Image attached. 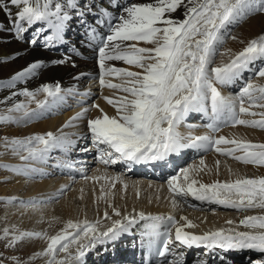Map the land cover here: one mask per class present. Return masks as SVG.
I'll use <instances>...</instances> for the list:
<instances>
[{"label":"snow or ice","instance_id":"snow-or-ice-1","mask_svg":"<svg viewBox=\"0 0 264 264\" xmlns=\"http://www.w3.org/2000/svg\"><path fill=\"white\" fill-rule=\"evenodd\" d=\"M0 13L3 15L0 34H7L30 47L39 44L44 50L63 46L66 31L70 30L73 21L79 23L86 29L88 42L96 46L100 86L121 93L116 98L105 97L116 110V116L110 117L100 109L99 117L86 119L89 108H83L70 118L64 128L76 127L78 121L86 120L87 132L84 136L77 135L75 140L62 129L59 135L47 132L23 139L5 138L3 147L18 157L22 165L0 164V169L29 179L34 175H44L42 169L34 167L35 164H48L51 154L57 150L68 157L76 150L77 142L85 139L91 140L98 161L106 166L122 163L131 168L133 165L164 162L189 148L214 149L220 155L245 165L264 166V144L223 136L214 138V135L185 136L178 130L191 113H199L206 118L209 121L206 127L212 134L218 132L221 125L264 130V86L249 82L236 97L225 96L221 91V88L240 81L258 61H264V35L252 39L228 63L210 67L229 29L250 15L264 14V0H148L128 4H123L122 0H0ZM101 28H106L107 32L102 33ZM29 32L33 34L26 38ZM140 43L152 47H140ZM75 55H80L78 50ZM7 59H0V63L7 62ZM70 61L72 57L69 56L51 63L63 65ZM109 61H122L140 71L113 67ZM44 67V61H34L6 82L0 81V89H16L18 84L35 78ZM255 75L264 78V67L259 68ZM105 77H114L121 82L112 83ZM66 91L69 95L73 93L72 89ZM64 92L59 82L42 84L35 90L25 87L12 91L0 103L20 95L29 103L13 102L6 108V114H0V125L27 124L44 118L66 103ZM40 94L46 98L37 100ZM32 102H35L37 110H30ZM92 107L99 109L98 104ZM17 113L20 115H14ZM245 115L261 118H241ZM222 145L231 147L222 148ZM79 150L86 152L89 148ZM204 164L201 159L200 165ZM216 164L218 170L219 161ZM54 166L72 169L75 164L65 159L57 161ZM202 170L181 169L178 175L168 180L169 192L174 197L191 196L201 202L237 211L264 209V177L205 184L192 176L193 172ZM119 181L120 177H115L112 186ZM124 188H127L126 184ZM105 195L102 187L100 199H105ZM3 202L18 203L21 207L43 203L37 200L17 201L14 197ZM172 203L174 207L178 206L176 199ZM108 206L112 207L113 215L122 216L114 205ZM103 219H111L107 211ZM180 220L184 221L182 225L171 215L165 218L133 210L103 231L100 230V219L95 222L68 220L63 229L52 236L5 227L0 230V240L6 241V248H15L26 240H45L47 247L36 253L34 258L46 257V264H69V261L86 264L85 257L89 251L98 246L115 245L123 237L134 235L132 230L139 225L137 231L145 242L149 258L173 255L174 258L165 259L164 264H186L184 254L176 255L170 247L172 245L187 249L203 248L202 255L208 259L198 264H216L217 260L220 264H232L224 255L228 252L256 253L259 254L256 258L248 257V264H264V215L246 216L236 228L202 235L185 231L197 225L186 217ZM227 223L231 225L233 221ZM241 227L245 230H238ZM216 250H220L219 255H216ZM61 254H64L63 258H60ZM149 258L144 264H151ZM0 264H3L2 258ZM12 264L23 262L13 257Z\"/></svg>","mask_w":264,"mask_h":264},{"label":"bare ground","instance_id":"bare-ground-1","mask_svg":"<svg viewBox=\"0 0 264 264\" xmlns=\"http://www.w3.org/2000/svg\"><path fill=\"white\" fill-rule=\"evenodd\" d=\"M134 1L136 3L148 2V0ZM176 15H179V13H177ZM180 18L182 19L183 17L181 16ZM0 19H3L2 13H0ZM251 22L253 23H250L247 30L248 33L246 34L245 30V33L243 32L241 35V39H244L242 41L244 45H246V47L252 39L258 38L259 34L263 33L264 35V16L253 19ZM37 27H39V25H37ZM81 28L82 26L79 23L73 21L70 30L66 31V40L72 42L73 36L80 37ZM256 29L257 31L255 32ZM32 34V32H29L26 38H30ZM142 45L146 47H152L143 43ZM241 48L242 47L240 46L239 50H243V48ZM239 50L230 51V53L239 52ZM68 54L70 55V57H72V61L63 65H53L51 63L53 60H59L65 57H69ZM4 57H7L8 59L7 62L0 63V81L3 82H6L12 75L26 68L30 63L34 61H44L46 67L40 70L35 78L28 80L26 83L18 84L16 89H0V101H3L5 97L11 94L12 91H20L25 87L30 90H35L42 84L54 85L59 82L61 88L64 89L65 92H67L66 90L68 89L73 90L72 94L75 95V105L73 107H75V110L67 113V107H64L62 105L58 109L53 110V112H56V114H53L52 117L61 116L59 118L51 119L52 117L47 115L45 117L46 119L50 118L49 120H34L32 122H29L33 123L31 125L29 123L0 125V164H7L10 166L22 165V161L18 157L14 156L10 150L6 151L3 147V140L5 138L9 140L13 138L23 139L31 135L45 134L47 132H53L59 135L61 129L65 134H68L74 140L77 138V135H85V133L87 132V128L86 124H84V121L77 122L76 128L80 129V134L72 133L71 129L64 128L63 126L68 122L70 118L82 111L83 108L81 106L85 104V101L88 99L85 97V95L80 96V94H82L80 90H82L86 84L84 83V79L86 77L83 75L76 80H72L71 76H75L77 73L82 71L97 73L98 67L96 65L85 64L81 60H78L75 54L72 53V51L66 45L57 46L56 48L50 50H44L42 47H40L39 44L36 47H30L28 44L25 45L24 43H19L13 40L7 34H0V59H3ZM232 57H234V55H231V58ZM221 59L222 58H219L218 60L221 61ZM217 62L218 61H216L215 63L217 65H215V67H218L219 64L223 63L222 61V63L219 64ZM73 63L75 64V69L72 68L73 66L71 67ZM108 63L111 66H118L121 68L125 67V69L131 68L127 64H124L122 61H109ZM259 63L261 64L262 61H258L256 63V67L259 66ZM256 67H253V69H255ZM254 84L258 86H261L262 84L264 85V78H258ZM236 88L237 87L235 83L232 86L221 88V91L225 96L236 97V95H234ZM101 89L104 93L108 92L106 96H109V91L106 87H101ZM45 98L46 97L44 94H40L37 97V100H44ZM13 102L29 103L24 96H16L12 100H7L6 103H0V114H6V108L10 107ZM31 107H33L31 110H36L35 102L29 104V108ZM100 109H103V112L107 113V115H109L110 117L116 116V110L103 101L99 106V109L94 108L93 112L91 113L90 119H93L95 115L96 117H99V115L101 114ZM252 110L257 112L261 111V109ZM14 115L19 116L20 114L17 113ZM203 118L204 117L199 113L189 114L186 120L179 127V132L185 136L191 134H193V136L214 135L209 132L208 128L205 126V124H203V122H200V120H202ZM241 118H249V120H259L261 117H252L245 115ZM217 133H219V135L215 138L223 136L227 139L235 138L242 139L253 144H264V130L257 128H242L240 125L235 127L231 125H221L220 130ZM90 142V139L79 140L77 142L76 150L72 151L68 155V157H65L64 154L59 152L58 150L54 151L53 153L59 154H56L54 156V154L52 153V159H50L49 161L50 163L52 160H55L57 162L63 161L65 159H70L72 162H74L78 170L82 169V171L84 172H91L86 181H80L73 176L65 174V171H63L62 167H55V175H57L58 177L52 180L50 176L51 172L49 163L46 165L35 164L34 167L42 169L44 175H34L30 179L7 171L5 175L9 176L8 178L11 179V182L7 187H3L0 190V194H3L2 196L4 198L7 197L6 199H9L14 197L17 201L28 202L31 200H37L43 202L35 207H21L18 203L7 204L6 209L4 208L5 210L1 215V219L10 217V220H7V222H9L7 224L8 227H15L19 229V227L25 225L26 222L34 223V221L37 220L41 221L42 223L46 221L49 223V228H52L53 226L52 230L46 231L50 236H52L57 233V230H62L68 220L83 221L87 219L89 222H95L97 219H100V230L103 231L106 230L107 227H110L113 221L121 219L124 215L133 213V210H135V213H150V215L152 214L153 216L163 213L166 214L168 212L176 213L173 209L174 206L172 200L170 201L172 195L169 192L167 182H158L148 179L131 180V178H129V180H126L118 174H114L113 171L109 170L115 168L116 165L106 166L101 164L106 168L101 167L94 170L91 166V163L97 161L98 159H96V157L89 158L86 155L91 153L92 148H89V151L86 152L79 150L80 148L84 147L88 148V144ZM189 149H185L184 151H182V153H185ZM212 151L216 153V151ZM198 153H202L203 155H206V157H198V159H192V163H185L181 166L179 171L184 168H203L202 171L192 173L193 178L197 179L201 183L212 184L217 181L231 182L237 178L264 177V166H253L251 164L245 165L230 157L220 155L219 153H217L216 155H207L200 150L198 151ZM241 154L242 153L238 155ZM175 156H177L178 159L169 164L168 167L170 169L181 162H179V158H181L182 155L178 154ZM201 159H203L205 162L203 166L200 165ZM217 161H219L218 170L216 164ZM60 175H63L64 177H60ZM117 176L120 177V181L115 182L113 187L112 184L114 182V178ZM105 177H107V179H105ZM125 184L127 185L126 189L124 188ZM102 187L104 189V193L106 194L105 199H100ZM67 189H69L68 193L65 192ZM59 193H64L62 197L65 198L64 200L58 202L57 199L61 197L58 196ZM137 193L139 195H137ZM176 199L178 203L181 204V206L179 207V217H186L188 221H191L193 224L197 225V227L194 228L195 231L193 230L194 232H211L220 229L227 230L229 228H236L237 225H239V222L246 216L264 215V209L256 208L246 211H237L235 209L226 208L221 205L210 203H206V205L211 206V212L206 211V209L189 210L190 208L184 207L186 206L184 204L185 198L176 197ZM108 204L114 205L115 208L121 212L122 216L117 217L113 215V209L112 207H109ZM223 210H231L232 212H224ZM105 211H107L108 215L111 217L110 220L103 219ZM18 215H24V217L22 218L24 220H16V216ZM229 220L233 221V224L229 225L227 223V221ZM24 221L26 222L24 223ZM183 223L184 221L181 220L180 224L182 225ZM138 227L139 226H137V228ZM185 230L191 229L186 228ZM238 230L244 231L245 229L241 227ZM35 232H37V230ZM39 232L42 231L40 230ZM39 245H47V242L40 239L37 246L40 249L45 248L44 246ZM104 248V246H98L95 250L89 251L85 257L86 264H113L108 261V259L102 258L105 255ZM186 250L187 249L184 248V251ZM40 252L42 251L37 249V253ZM72 252H75V246H73ZM219 254L220 250H216V255ZM224 255L228 257L231 262L234 261V264H243L241 263V261H245L246 259L248 260V257L250 256L256 258L259 254L251 252H240L239 254L238 252H228L224 253ZM63 256L64 254H61L60 258H63ZM42 258L44 260H47L46 257ZM205 259H208V257L204 258L203 260ZM38 260L40 261V258H38ZM184 260L186 264H190L194 259L193 257H186L184 258ZM198 262L195 264H198ZM40 264H46V261ZM69 264H73V262L69 261ZM216 264H220V261L217 260Z\"/></svg>","mask_w":264,"mask_h":264},{"label":"rangeland","instance_id":"rangeland-1","mask_svg":"<svg viewBox=\"0 0 264 264\" xmlns=\"http://www.w3.org/2000/svg\"><path fill=\"white\" fill-rule=\"evenodd\" d=\"M135 2V1H134ZM261 16H264V14H260V13H257V14H253V15H250L249 17H247L246 19H244L243 21H241L240 23H241V26L235 31V29L233 30V32L231 33V35H230V37H228L227 39L225 38V41H224V48H222L221 50H220V48H218V52L220 53V54H218V55H216L215 57H214V61H215V63H216V61H218L217 63L219 64V63H222V64H226V63H228L229 61H230V59H231V55H236V54H238L240 51H242V50H239L240 49V46L244 49L245 47H246V45H244V43H243V41L242 40H244L243 38L241 39V35H242V33L244 32L245 33V30H246V34L248 33L247 32V30H248V27H249V25H250V23H253V22H251L253 19H256V18H258V17H261ZM247 27V28H246ZM244 28V29H243ZM240 30V31H239ZM257 31V29L255 30V32ZM230 33V31L228 32V34ZM260 35H263V33H261V34H259V36ZM233 37H234V39H233ZM226 40H227V43H226ZM25 45H27L26 43H24ZM139 46H140V44H139ZM151 46V45H150ZM223 46V45H222ZM241 48V49H242ZM237 51V50H239V52H235V53H230V51ZM229 51V52H228ZM229 58H227V57ZM217 58V59H216ZM219 58H222L221 59V61L220 60H218ZM214 61H213V63H214ZM227 61V62H226ZM222 64H219V66H222ZM216 65V64H215ZM257 65V64H256ZM256 65L254 66V67H256ZM217 66V65H216ZM71 67H72V65H71ZM211 67H213L214 68V65L212 64L211 65ZM261 67H264V61H262V63L260 64L259 63V66L258 67H256L252 72H245L244 73V75H243V80L241 81V83L239 84V86H237V87H239V88H242L243 87V85H246L247 83H249V82H252V83H255L256 81H257V79L259 78V77H257L256 75H255V72L257 71V70H259V68H261ZM73 69H75V67H72ZM132 68V70L133 71H136L137 69L136 68H134V67H131ZM130 68V69H131ZM136 69V70H135ZM246 74V75H245ZM261 86H264L263 84L261 85ZM234 95H236V93L234 94ZM105 96V95H104ZM237 96V95H236ZM33 107H31L30 108V110L32 109ZM75 108V107H74ZM75 110V109H74ZM94 110V109H93ZM68 113V112H67ZM92 113V112H91ZM70 114V113H69ZM68 115V114H67ZM63 116V115H62ZM52 117V116H51ZM59 117H61V116H55V117H52L51 119H54V118H59ZM50 118H48V119H46V120H49ZM247 120H249V118H246ZM46 120H44V121H46ZM30 125L31 124H33V123H29ZM85 124V123H84ZM242 128H246L245 126H241ZM222 148H224V147H227V146H221ZM229 147H231V146H229ZM217 154V152L215 153V152H213L212 153V155H216ZM238 154H240V153H238ZM237 154V155H238ZM4 171V172H3ZM7 173V170H3V169H0V190L3 188V187H7L8 186V184L11 182L10 180L11 179H9L8 177V175H5ZM3 179V180H2ZM7 179V180H6ZM6 180V181H5ZM66 193H68L69 192V189H67L66 191H65ZM64 192V193H65ZM1 193V192H0ZM64 193H59L58 194V196H61V197H59L57 200H58V202L59 201H62V200H64V198L65 197H62L63 196V194ZM3 194H0V230H2V228H5V226L6 227H8L7 226V224L9 223V222H7V220H10V217H8V218H6V219H1V215H2V213L4 212V210L6 209V207H7V204L6 203H4L3 202V200H7L6 198L7 197H3L2 196ZM3 198V199H2ZM2 202V203H1ZM5 208V209H4ZM223 211H225V212H232V211H226V210H223ZM19 217V218H18ZM24 217V215H18V216H16V220H18V221H20V219H22ZM22 220H24V219H22ZM3 221V222H2ZM26 221H24V223H25ZM39 222V223H38ZM46 223V224H45ZM35 224V225H34ZM2 226V227H1ZM45 226H47V227H45ZM9 228H11V227H9ZM42 228V232H40V233H47L46 231L47 230H52L53 229V226H52V228L50 227L49 228V223L48 222H42L41 223V221H34V223H32V222H26V224L25 225H23V226H20L19 227V229H20V231H31V232H35L36 230L38 231V229H41ZM59 231H61V230H57L56 232L58 233ZM56 233V234H57ZM47 235L48 236H50L49 235V233H47ZM5 244H6V241H2V240H0V254H2V257H0V258H2L3 259V264H12V258L13 257H16V258H19L22 262H23V264H38L39 262H37V263H34V261H35V258H34V255L37 253L36 252V250H37V248H38V250H41V251H43L45 248H39L37 245H38V241H36L35 239H32V240H26V241H24V242H22V243H20V244H18L15 248H6L5 247ZM30 245V246H29ZM33 246V247H32ZM32 247V248H31ZM32 249V250H31ZM32 251V252H31ZM42 258V257H41ZM34 260V261H33ZM43 261H46V260H44L43 258H42V260H41V262H43ZM246 264H248V261H246Z\"/></svg>","mask_w":264,"mask_h":264}]
</instances>
